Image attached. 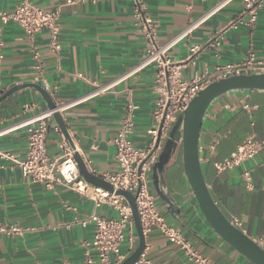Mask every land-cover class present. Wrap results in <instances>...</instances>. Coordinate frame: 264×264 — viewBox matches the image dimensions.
<instances>
[{
  "label": "crops",
  "instance_id": "0c3cea01",
  "mask_svg": "<svg viewBox=\"0 0 264 264\" xmlns=\"http://www.w3.org/2000/svg\"><path fill=\"white\" fill-rule=\"evenodd\" d=\"M218 0H146V16L157 23L154 42L168 44L166 56L189 81L217 75V68L241 63L250 55L264 65V3L256 23L246 25L242 0H232L215 14L202 19ZM46 12H58V55L49 46L46 31L34 36L38 51L33 58L31 42L12 22L1 24L4 41L0 61V97L11 88L37 84L57 105L75 151L87 170L97 176L117 171L115 139L129 101L134 103L132 145L147 149L155 118L160 85L157 65H144L147 42L135 26L133 0H31ZM17 0H0V13L13 12ZM239 20V22H237ZM241 20V21H240ZM198 22L184 34L187 27ZM216 43L218 45H216ZM97 89H100L99 91ZM98 91V92H96ZM48 111L34 88H23L0 102V151L25 157L30 118ZM264 141V92L237 91L215 101L203 119L199 137V161L203 178L215 204L231 222L264 249V148L251 160L232 170L217 171L245 139ZM65 142L53 118L48 122L45 145L50 159L59 157ZM251 176L250 186L243 178ZM173 200L174 215L159 199L152 184L150 193L168 224L180 228L186 240L212 264H253L219 238L202 218L186 181L181 147L177 146L163 173ZM92 214L116 218L107 204L94 202L62 185L47 189L24 177L12 161H0V225L25 229L22 237L0 236V264H86L85 243L93 239ZM131 249L127 242L122 253ZM141 261L152 264H193L179 248L153 231L144 236ZM90 257L95 260L94 253Z\"/></svg>",
  "mask_w": 264,
  "mask_h": 264
},
{
  "label": "built area",
  "instance_id": "2783aa9c",
  "mask_svg": "<svg viewBox=\"0 0 264 264\" xmlns=\"http://www.w3.org/2000/svg\"><path fill=\"white\" fill-rule=\"evenodd\" d=\"M81 1L97 3L99 0ZM133 1L134 24L143 32L147 42L146 56L142 64L155 63L157 65L156 82L160 85V97L157 100L155 118L158 119L159 126L150 132L153 137L152 144L147 149H136L130 140L134 131L136 106L129 101L120 129L113 140L117 171L113 174L103 175L101 178L111 184L114 191L124 190L135 197V206L140 217L144 236L156 231L170 243L176 245L187 260L193 264H212L210 260L199 253L185 239L179 227L167 223L165 216L157 205V196L151 194L149 190V186L152 184V169L158 161L162 147L174 123L186 105L202 89L216 80L233 75L264 73V65L256 61L253 55H250L248 59L241 63L218 67L216 76L212 74L197 76L192 80L183 81L180 78L178 67L166 56V52L172 43L159 47L154 42L157 23L146 16V0ZM231 1L218 0L203 15L202 19L215 14ZM242 3L244 14L247 18L245 24L248 26L255 24L258 10L264 0H242ZM0 22L3 25L12 22L21 29L25 39L31 42V52L36 60L39 58V53L33 47L32 42L34 36L42 31H46L49 35L51 51L56 55L61 51V29L58 24V12H46L34 5L31 0H17V5L13 12L0 13ZM197 24L198 22L189 25L184 34L189 33ZM216 45L218 44L216 43ZM4 47L2 27L0 26V61L3 59ZM97 90L99 91L100 89ZM51 118L52 111L48 110L27 120L24 124L27 128L25 157L17 159L10 153L0 151V161L14 162L24 177H29L32 182L39 183L47 189L53 188L54 185H62L91 199L95 207H100L102 204L109 205L116 212V218L104 219L96 214H92L89 218V222L94 225V232L92 242L85 243L87 248L85 253L86 264H120L127 258L122 253L123 244L127 242L131 249L135 240V226L131 208L123 197L85 182L73 158L74 151L65 142L59 146V157L57 159L49 158L45 141L48 134V122ZM158 136L159 144L156 146ZM263 148L264 141H255L249 137L238 145L229 158L215 163L214 166L217 171L232 170L242 163L253 159ZM243 178L247 185L250 186V173L246 171L243 174ZM230 223L235 227H239V222L236 219ZM24 233L25 229L19 226L8 227L0 225V236L22 237ZM90 252L94 253L95 260L90 257ZM135 264L152 263L150 261L142 262L140 258Z\"/></svg>",
  "mask_w": 264,
  "mask_h": 264
},
{
  "label": "water",
  "instance_id": "95a60500",
  "mask_svg": "<svg viewBox=\"0 0 264 264\" xmlns=\"http://www.w3.org/2000/svg\"><path fill=\"white\" fill-rule=\"evenodd\" d=\"M27 87L36 89L44 99L48 110L52 111V118L56 122L64 140L68 143L71 150L74 151L73 158L82 179L94 187L101 188L109 193H115V195L121 196L127 201L132 211L133 222L138 237V246L135 251L120 264L137 263L145 249V238L140 223V217L135 206V197L130 192L124 190L114 191L111 184L87 170L82 158L75 151V146L72 143L57 105L54 103L49 93L41 86L37 84L15 86L0 97V102L10 94ZM237 91L264 92V73L233 75L216 80L202 89L186 105L183 112L174 123L162 147L158 161L153 166L151 179L159 199L165 203L171 214L177 215L178 209L175 210L173 200L170 199L168 189L164 185L163 173L177 146H180L185 178L205 223L219 238L253 264H264V249L252 239L248 238L241 230L233 226L215 204L203 178L199 161L200 131L208 108L215 101L219 100L220 97ZM161 125L162 123L160 127ZM159 136L156 146L159 144Z\"/></svg>",
  "mask_w": 264,
  "mask_h": 264
}]
</instances>
